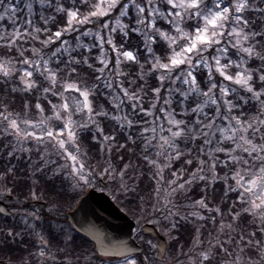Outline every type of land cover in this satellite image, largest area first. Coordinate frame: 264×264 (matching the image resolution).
I'll return each mask as SVG.
<instances>
[{
    "label": "snow or ice",
    "instance_id": "6c2138e0",
    "mask_svg": "<svg viewBox=\"0 0 264 264\" xmlns=\"http://www.w3.org/2000/svg\"><path fill=\"white\" fill-rule=\"evenodd\" d=\"M90 191L159 239L82 236ZM9 201L0 264H264V0H0Z\"/></svg>",
    "mask_w": 264,
    "mask_h": 264
},
{
    "label": "water",
    "instance_id": "95a60500",
    "mask_svg": "<svg viewBox=\"0 0 264 264\" xmlns=\"http://www.w3.org/2000/svg\"><path fill=\"white\" fill-rule=\"evenodd\" d=\"M27 207L45 209L43 202H32ZM0 208L11 211L7 202H0ZM68 220L70 224L80 230L81 235L87 238H91L92 232H95L97 236L106 237L113 244L126 241L137 252L141 249L134 239L136 223L107 194L99 191L88 192L76 209L69 213ZM143 234L151 236L155 241L159 239L152 224L144 225ZM160 242L163 243L162 240Z\"/></svg>",
    "mask_w": 264,
    "mask_h": 264
},
{
    "label": "rangeland",
    "instance_id": "374dc122",
    "mask_svg": "<svg viewBox=\"0 0 264 264\" xmlns=\"http://www.w3.org/2000/svg\"><path fill=\"white\" fill-rule=\"evenodd\" d=\"M10 208H11V210L13 211L14 210V205L13 204H11L10 205ZM28 210H39L38 208H29ZM39 211H41V210H39ZM146 223H148V222H146ZM135 238H136V240L141 244V239H144V240H147L148 238H145V237H141V236H139L138 235V228H136V230H135Z\"/></svg>",
    "mask_w": 264,
    "mask_h": 264
},
{
    "label": "trees",
    "instance_id": "16d2710c",
    "mask_svg": "<svg viewBox=\"0 0 264 264\" xmlns=\"http://www.w3.org/2000/svg\"><path fill=\"white\" fill-rule=\"evenodd\" d=\"M113 200H114V199H113ZM114 201H115V200H114ZM116 203H117V202H116ZM117 204H118V203H117ZM118 205H119V207L121 208L120 204H118ZM75 207H76V204L73 205V208H72V209H68L67 211L73 210ZM121 209H122L126 214H128L133 220H135L134 217H133L132 215H130L126 209H123V208H121ZM143 223H146V221L143 222ZM143 237L148 238V239H151L149 236H143ZM33 251H35V249H33Z\"/></svg>",
    "mask_w": 264,
    "mask_h": 264
}]
</instances>
